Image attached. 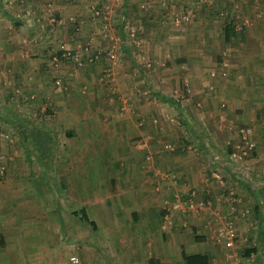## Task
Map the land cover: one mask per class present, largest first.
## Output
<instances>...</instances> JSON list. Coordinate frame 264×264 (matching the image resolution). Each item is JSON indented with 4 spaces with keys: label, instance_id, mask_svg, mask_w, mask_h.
<instances>
[{
    "label": "crops",
    "instance_id": "1",
    "mask_svg": "<svg viewBox=\"0 0 264 264\" xmlns=\"http://www.w3.org/2000/svg\"><path fill=\"white\" fill-rule=\"evenodd\" d=\"M56 2V17L94 13L75 0ZM118 4L113 15L122 63L113 88L107 80L103 90L90 83L88 94L80 91L81 106L74 104L76 93L72 97L68 91L67 112L86 113L72 119L63 139L51 130L54 125L44 124L54 141L46 149H34V160L18 134V156L23 155L29 167L16 170L14 163L7 168L10 177L0 180V264H19L12 248L5 246L3 232L10 234L23 220L42 218L49 210L58 214L60 207L70 210L65 223L75 239L91 237L98 243L96 254L78 248L84 250V262L185 264V252L207 254L210 264H238L248 246L256 249L246 263L264 264V0ZM6 10L0 2V13L14 17ZM184 13L194 16L182 26L176 24ZM129 15L131 27L146 41L151 64L157 65L153 72L125 63L133 51L122 39ZM40 46L39 57L33 59L39 67L46 61L40 55L45 47ZM93 78L88 71L84 81ZM110 95L116 98L109 103ZM59 96L52 100L58 103ZM240 126L253 128L255 149L235 167L229 148ZM168 144L172 151L166 149ZM213 169L221 171L219 180ZM43 190L49 204L42 203ZM191 190L211 204L188 208ZM178 200L182 207L170 211ZM83 213L92 222L84 221ZM228 225L238 235L229 249L217 241L218 228ZM51 226L62 228L57 220ZM97 256L100 259L93 260Z\"/></svg>",
    "mask_w": 264,
    "mask_h": 264
},
{
    "label": "rangeland",
    "instance_id": "2",
    "mask_svg": "<svg viewBox=\"0 0 264 264\" xmlns=\"http://www.w3.org/2000/svg\"><path fill=\"white\" fill-rule=\"evenodd\" d=\"M53 1L56 2L57 0H16L17 9L31 11V16L21 18L19 25H15L13 23L14 19L5 12L0 13V156H2L0 158V180L3 177H10L7 171L10 167H14V163H17L16 170H19L20 167H29L27 161L23 159L24 156H18L22 146L18 143V133L14 131L11 121L8 122L9 120H7L8 118L21 115L28 117L33 123L40 122L41 124L54 125L51 130H53L55 136L63 139L68 130L66 127L72 119L80 120L86 113L70 110L67 112L65 106L67 105L66 94L68 91H71L72 97L73 93H76V97H73L75 98L74 104L78 103V106H81L84 102L80 96L82 95L80 91L84 90L88 94L93 85H96L94 86L96 88L101 85V90H103L104 80H107L108 86L110 85L109 87L112 89L113 80L115 81L118 78L116 71L118 65L122 63L120 57L121 38L114 29L118 20L116 21L113 14L115 13L114 9L119 7V0H75L74 4L86 5L85 9L92 11L95 7L101 9L104 13L96 15L91 12L88 17L79 16L78 18L72 15L66 17V19L55 16V12L52 10ZM142 5H145V7H142ZM142 5H140V9L144 13L146 4ZM77 8L79 9L80 6ZM126 20L128 26L122 39L125 43L131 45L133 51L132 59L126 58L125 63H130V65L132 62L136 63L135 67L137 69L140 67L144 73L153 72L157 69H155L157 65L151 64L152 58L147 50L146 41L137 34L134 27H131L130 15L127 16ZM38 45L45 47L42 48L44 51L40 55L46 61L40 67L33 60L39 57V54L36 53ZM86 45L89 46L90 53L94 54L100 51L98 58H94L93 61L86 58L84 53ZM60 50L70 51L72 54L79 53L81 65L71 55H69L70 61L64 62V60L59 59L58 63L55 64L53 56L57 53L56 51ZM97 70L101 74H98ZM88 71L94 74L91 82L84 81ZM101 77H103V80H101ZM105 91L110 93L111 90L106 87ZM53 95H60L58 103L52 100ZM118 96L122 99V95ZM110 98L114 100L116 97H113V95L108 96V102ZM96 100V102H100L99 97ZM100 115H96V118L103 119V116ZM166 149L172 151V149ZM230 163L235 167L239 165V163L233 161ZM220 168L221 166H219ZM220 170L213 169L219 175V179L221 178L220 173H218ZM45 190L42 192L41 198L44 201L42 203L49 204V199H47L49 195L46 196ZM51 193L56 196L55 190L52 189ZM18 208L20 207H16V209ZM58 210L59 215L56 212L51 213L52 211L49 210L42 214V218L34 217L23 220L10 234H8V231L5 232L6 234L2 233L5 246L12 248L11 252L15 255L14 260L19 264L93 263L84 262V258L85 254L88 255L87 251L96 254L99 250L98 243L91 240V237L88 240L75 239L68 229L69 225L65 223L67 219H71L69 208L60 207ZM52 220L58 221L62 227L61 230L57 231L52 228ZM96 234L95 232L94 235L97 236ZM222 244L224 245V243ZM81 247H85V254L83 249H81V252L78 250ZM224 247L226 246L224 245ZM72 257L76 260L73 261ZM99 257L101 258L100 255ZM99 257L97 256L93 260H99ZM226 260L229 263L230 258Z\"/></svg>",
    "mask_w": 264,
    "mask_h": 264
},
{
    "label": "built area",
    "instance_id": "3",
    "mask_svg": "<svg viewBox=\"0 0 264 264\" xmlns=\"http://www.w3.org/2000/svg\"><path fill=\"white\" fill-rule=\"evenodd\" d=\"M1 5L7 9L8 11H12V14L14 15V17L16 18H25L27 16H31L30 10H19L16 7V0H0ZM94 7V6H93ZM107 7V6H105ZM142 7H145V5H142ZM94 9V13L96 15L99 14H103L104 12L101 11V9H97V8H93ZM194 16V14H181L179 15L175 20H176V24L178 25H183L184 23H187L192 17ZM53 21V18L51 19ZM84 53L86 54V58L89 61H93L94 58H98V55L100 54V51H97L96 53H90V48L88 45H86L84 47ZM69 55H71L75 60L77 59L79 61V64L81 65V61L79 60L80 58V54L76 53V54H72L70 51H64V53L62 54L63 57H68ZM112 57V54L110 55ZM53 62L56 64L59 61V57L55 54L53 56ZM223 67H225L227 64L226 62L222 63ZM212 75L214 76L215 73L212 72ZM111 101L113 99H110ZM237 141H235L231 147L232 150L229 153V157L231 159V161H233L234 163H241L244 161V159H246L247 157H250L255 149V142L253 139V128L250 126H240L237 128ZM166 148L168 149H172L171 145H166ZM0 158H2V156H0ZM1 172V171H0ZM216 178L219 179V175L217 173L214 174ZM188 208H193V209H204L207 206H209L211 204V201L209 199H206L204 197H198L197 193L195 190H191L189 195H188ZM180 207H182V202L180 200L176 201L175 203H173L171 205L170 211L172 210H178L180 209ZM238 237L236 230L231 226L228 225L226 227H219L218 231H217V241L220 243H224V245L227 248H232L234 247L236 238ZM243 255V254H242ZM241 255V259L238 262V264H247L245 261L246 257H243ZM73 261L76 260V258L72 257L71 258Z\"/></svg>",
    "mask_w": 264,
    "mask_h": 264
},
{
    "label": "trees",
    "instance_id": "4",
    "mask_svg": "<svg viewBox=\"0 0 264 264\" xmlns=\"http://www.w3.org/2000/svg\"><path fill=\"white\" fill-rule=\"evenodd\" d=\"M11 18L14 19L13 23L15 25L20 24L21 22L20 18H16V17H11ZM228 36H229V32L227 31L225 33L226 39H229ZM63 53L64 51L60 50V51H57L56 55L61 60H69L70 57L69 56L63 57L62 56ZM7 120H9L8 122L11 121L14 127V131L17 132L21 136L22 145L26 147L30 160H34V158L36 157L34 154V151H35L34 149H37V148L46 149L50 145V143L54 141L53 133L44 124H35L32 121H30L28 117H24L21 115L12 116L8 118ZM231 150H232V147L229 148V152H231ZM81 218L88 223L92 222L88 220V217L85 216L84 213L82 214ZM255 249H256L255 247L245 246L242 249V254H243L242 256L248 257L249 254ZM182 259L185 264H210L208 255L204 253L186 254L185 252H183Z\"/></svg>",
    "mask_w": 264,
    "mask_h": 264
}]
</instances>
